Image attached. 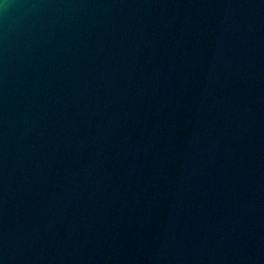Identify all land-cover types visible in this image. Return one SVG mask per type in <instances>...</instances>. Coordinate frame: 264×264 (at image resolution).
<instances>
[{
  "label": "water",
  "instance_id": "obj_1",
  "mask_svg": "<svg viewBox=\"0 0 264 264\" xmlns=\"http://www.w3.org/2000/svg\"><path fill=\"white\" fill-rule=\"evenodd\" d=\"M0 264H264V0H0Z\"/></svg>",
  "mask_w": 264,
  "mask_h": 264
}]
</instances>
